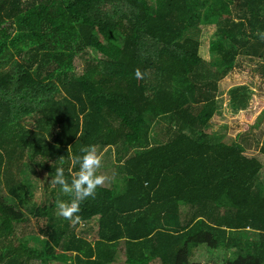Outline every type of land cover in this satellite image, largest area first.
I'll return each mask as SVG.
<instances>
[{
	"label": "trees",
	"instance_id": "16d2710c",
	"mask_svg": "<svg viewBox=\"0 0 264 264\" xmlns=\"http://www.w3.org/2000/svg\"><path fill=\"white\" fill-rule=\"evenodd\" d=\"M260 32L264 0H0V264H264ZM226 79L249 84L213 135ZM86 145L113 150L121 180L72 222L50 180Z\"/></svg>",
	"mask_w": 264,
	"mask_h": 264
},
{
	"label": "rangeland",
	"instance_id": "374dc122",
	"mask_svg": "<svg viewBox=\"0 0 264 264\" xmlns=\"http://www.w3.org/2000/svg\"><path fill=\"white\" fill-rule=\"evenodd\" d=\"M214 27L213 25H209V26H202L201 27V32L199 35V39L202 42L201 48L199 50V56L204 59V61L206 63H208V65L210 64V71L213 72V69L215 68V66H211V59H212V55L211 52L209 51V43H210V39L212 36V33L214 32ZM121 43L122 41H118V43ZM95 54V53H94ZM82 67H83V60L81 62V59L77 58L76 61V69H77V74H81L82 72ZM249 84L248 81H241V80H232V79H226L225 81H223L221 83V89H220V94H219V105H220V109H221V116L222 119H216V120H212L211 122V126L212 129H214V133L211 132V134L213 135H227V134H231L229 133L230 130H228V124L226 123V121L228 120V108L229 106V101H228V91L229 89L236 85V84ZM261 94L264 95V91L260 92ZM225 115V116H224ZM227 115V116H226ZM164 133V131L162 132ZM264 135V128H262V130L260 131H254L251 130L249 132V138L251 142H256V138H258L259 136H263ZM151 137L152 140H157V141H161V139H163L162 137H160V135L157 133L156 130H154L151 133ZM220 139V137H219ZM261 140V139H260ZM115 152L113 150H108V149H104L102 152L99 153L100 157H101V167L100 169H98V174L101 175H105L107 176L109 179H107L103 184L99 185V187H111L113 188V185L116 184V181H120L121 180V176L120 173L118 171V167L117 164L115 162ZM251 155H257L261 158L262 163L264 164V156H262L260 153H256V152H252L250 153ZM29 176V181H31V183L34 185L35 189L36 186L38 187V190H36L35 192L37 193V197L41 198V194H44L43 188H44V183H40L41 181L39 180V178L37 177V175H32L31 173L28 174ZM39 176H41V173H39ZM260 180L262 182H264V168L262 169V171L260 172ZM111 188V189H112ZM120 189H122V184L120 185ZM58 213V210H57ZM78 230V229H77ZM92 238V237H91ZM34 244V243H31ZM201 248L197 249L194 254L195 257L192 259L193 261H197V262H210V260H212V258L208 259V257H204L201 256L200 254H197L198 251H200ZM205 260V261H204ZM125 261L124 257H118L116 263L118 264H123ZM59 264V263H58ZM63 264H73L72 262H68V263H63ZM152 264H160L159 262H154Z\"/></svg>",
	"mask_w": 264,
	"mask_h": 264
},
{
	"label": "clouds",
	"instance_id": "9594fccd",
	"mask_svg": "<svg viewBox=\"0 0 264 264\" xmlns=\"http://www.w3.org/2000/svg\"><path fill=\"white\" fill-rule=\"evenodd\" d=\"M259 38L264 40V32L259 33ZM135 75L139 77L141 74L137 70ZM73 164L78 167L71 174L70 179L66 178L64 167L57 166L50 182L58 185L61 193L70 196L68 201L58 200L56 202L58 215L72 222H77L79 216L74 214L79 212L81 202L94 196L97 187L109 178L98 174V169L101 167V157L94 145L81 147L79 154L73 158Z\"/></svg>",
	"mask_w": 264,
	"mask_h": 264
},
{
	"label": "crops",
	"instance_id": "0c3cea01",
	"mask_svg": "<svg viewBox=\"0 0 264 264\" xmlns=\"http://www.w3.org/2000/svg\"><path fill=\"white\" fill-rule=\"evenodd\" d=\"M102 187V186H101ZM102 188H105V189H111L112 188V186L111 187H102Z\"/></svg>",
	"mask_w": 264,
	"mask_h": 264
}]
</instances>
